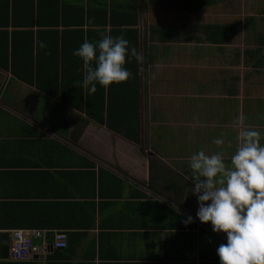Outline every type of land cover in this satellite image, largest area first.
Returning <instances> with one entry per match:
<instances>
[{
    "label": "crops",
    "instance_id": "0c3cea01",
    "mask_svg": "<svg viewBox=\"0 0 264 264\" xmlns=\"http://www.w3.org/2000/svg\"><path fill=\"white\" fill-rule=\"evenodd\" d=\"M145 7L151 23L144 45L141 3L133 26L141 57L138 142L48 93L55 90L48 76L56 77V61L61 68L67 61L65 75L80 76L74 56L60 54L61 39L59 46L45 42L51 54L39 63L37 23L1 27L34 31V66L41 76L29 82L15 74L10 35L7 66L0 57V218L11 228L0 233L40 229L47 237L65 231L68 244L51 247L45 238L46 247L32 260L0 258V264H220L216 249L226 234L196 217L189 161L203 150L230 162L244 129L259 132L264 143V0H147ZM125 38L133 48L132 37ZM18 54V64L30 57ZM126 68V81H132L135 57ZM218 137L221 146L213 143ZM76 197L91 199L95 213L67 204ZM92 215L93 227L53 229L86 223ZM188 216L194 222L186 226Z\"/></svg>",
    "mask_w": 264,
    "mask_h": 264
},
{
    "label": "trees",
    "instance_id": "16d2710c",
    "mask_svg": "<svg viewBox=\"0 0 264 264\" xmlns=\"http://www.w3.org/2000/svg\"><path fill=\"white\" fill-rule=\"evenodd\" d=\"M139 3L140 0H0V57L5 55L7 66L11 35L13 39L12 69H14L15 74L29 82L34 81L35 77L40 79L41 75L34 66V31L32 29H14L10 32L7 28L1 29V27H8L10 24L15 28L22 26L31 28L35 23L41 27L37 32V38L41 39L39 43H43L45 46L43 48L38 46L37 62L39 63L50 57L51 52L45 43L47 41L54 40L59 46V39H61L64 47L60 54L65 53L63 55L74 56L72 54L74 50L78 49L85 40L96 41L100 39L101 34H110L114 37L119 35L131 36V46L139 53V32L133 28V26L139 25ZM205 4H209V2L203 3V5ZM103 24L111 25V28L108 30ZM54 26H62L63 30L54 29ZM84 26H89V28L85 29ZM100 26L101 28H98ZM123 26H132V28L125 29L122 28ZM216 27L206 25L205 29L209 30ZM154 30L155 27H151L150 33ZM20 51H25L30 55L22 64L16 62ZM66 62L62 63L61 68L56 61V77L48 76V82L52 86L54 85L55 90L48 93L60 97L69 105L75 106L74 108L79 112L84 111L89 118L106 125L114 132L138 142L141 132V108L138 93L140 86L139 61L135 59L136 77L132 81L129 79L125 83L113 84L107 89L98 85L95 93H90L77 83L78 81L82 82L83 79L82 61L76 56L72 61V67L79 72V77L64 74ZM0 65L2 66L1 62ZM39 67L38 65L37 69ZM131 82L135 83L134 89H132ZM84 126L85 124H83V129ZM81 132L79 131V134ZM87 164L94 166L92 162ZM90 200L84 198L79 201L76 197L67 204L74 207L79 206L81 209L82 206H85L86 210L93 209L95 213L96 204ZM67 204L58 203V205H63L58 209H68L64 208L66 207L64 205ZM95 224L96 217L92 215L91 220L86 223H59L53 229L93 227ZM0 228L6 230L11 227H6L0 218ZM46 239L49 245H54V232L51 231Z\"/></svg>",
    "mask_w": 264,
    "mask_h": 264
},
{
    "label": "clouds",
    "instance_id": "9594fccd",
    "mask_svg": "<svg viewBox=\"0 0 264 264\" xmlns=\"http://www.w3.org/2000/svg\"><path fill=\"white\" fill-rule=\"evenodd\" d=\"M44 46L43 44L41 45ZM73 55L82 61L83 79L77 83L95 93L125 82L130 72L129 57L141 59L123 36L101 34L96 41L85 40ZM238 127L239 118L234 122ZM253 129L240 131L238 146L226 163L221 153L208 155L201 150L189 161L197 197L196 217L211 224L214 233L226 234V243L216 249L220 264H264V143ZM217 146L223 138H215ZM193 217L184 221L187 226Z\"/></svg>",
    "mask_w": 264,
    "mask_h": 264
},
{
    "label": "built area",
    "instance_id": "2783aa9c",
    "mask_svg": "<svg viewBox=\"0 0 264 264\" xmlns=\"http://www.w3.org/2000/svg\"><path fill=\"white\" fill-rule=\"evenodd\" d=\"M10 236V259L18 262L32 260L37 254L43 251V245L46 241L44 231L40 229L16 228L10 230ZM35 239H42L43 244H37ZM67 240L68 235L65 231H57L55 233L54 245L57 248H65L68 244ZM44 247L46 246L44 245Z\"/></svg>",
    "mask_w": 264,
    "mask_h": 264
},
{
    "label": "rangeland",
    "instance_id": "374dc122",
    "mask_svg": "<svg viewBox=\"0 0 264 264\" xmlns=\"http://www.w3.org/2000/svg\"><path fill=\"white\" fill-rule=\"evenodd\" d=\"M141 3V22L139 25V28L141 30V37H142V43L144 45V41L146 40L148 33V26L151 23V19L149 17V14H147V0H140ZM149 6V5H148ZM146 8V11H145Z\"/></svg>",
    "mask_w": 264,
    "mask_h": 264
},
{
    "label": "water",
    "instance_id": "95a60500",
    "mask_svg": "<svg viewBox=\"0 0 264 264\" xmlns=\"http://www.w3.org/2000/svg\"><path fill=\"white\" fill-rule=\"evenodd\" d=\"M11 236L10 231L0 233V258L10 259ZM51 247H54L53 245Z\"/></svg>",
    "mask_w": 264,
    "mask_h": 264
}]
</instances>
